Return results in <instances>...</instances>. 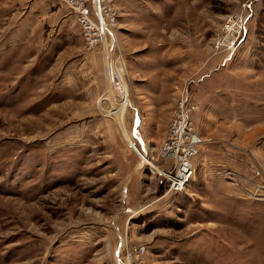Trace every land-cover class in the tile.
<instances>
[{
  "label": "rangeland",
  "instance_id": "rangeland-1",
  "mask_svg": "<svg viewBox=\"0 0 264 264\" xmlns=\"http://www.w3.org/2000/svg\"><path fill=\"white\" fill-rule=\"evenodd\" d=\"M107 6L113 34L88 51L66 0H0V264H123L141 243L146 264H264L261 84L224 90L244 136L225 134L217 80L202 87L219 69L264 78V0ZM232 14L246 22L223 65ZM183 91L202 142L187 188L169 191L147 159Z\"/></svg>",
  "mask_w": 264,
  "mask_h": 264
},
{
  "label": "built area",
  "instance_id": "built-area-1",
  "mask_svg": "<svg viewBox=\"0 0 264 264\" xmlns=\"http://www.w3.org/2000/svg\"><path fill=\"white\" fill-rule=\"evenodd\" d=\"M110 1L92 0L89 4L88 0H66L76 13L77 21L84 36V47L88 51L95 49L99 44L106 43L108 35L111 38L113 34L114 13L112 8L107 6ZM107 15H110V18H107ZM245 22V16L232 14L224 24V33L218 37L217 46L227 45L231 48L229 56L232 55L241 39L239 36L243 34ZM230 25L233 26L231 32L228 33L227 29ZM107 50L109 51V48H106L105 53ZM114 82L120 89L119 95L121 97L122 87L117 76H115ZM198 107V103L192 100L189 93L183 91L180 94L158 154L155 155L154 153L150 159H147L150 172H158L164 176L169 191L185 190L195 170L194 157L198 152L199 144L202 142V137L196 130L194 120ZM150 160L155 161L161 170H154L150 165ZM146 251L147 246L144 243L128 246L123 254V264H146Z\"/></svg>",
  "mask_w": 264,
  "mask_h": 264
},
{
  "label": "crops",
  "instance_id": "crops-1",
  "mask_svg": "<svg viewBox=\"0 0 264 264\" xmlns=\"http://www.w3.org/2000/svg\"><path fill=\"white\" fill-rule=\"evenodd\" d=\"M231 56H226V58L223 59V65H226L228 60L230 59ZM228 74H231L230 72H228L227 68L226 69H219L218 72L211 74L209 76H205L206 78L203 79V83H202V87L207 90L208 87H210V85L217 80L218 82V88L219 90H227L228 88H231L232 86L236 87L235 90V96L237 95V89L243 86V83H245L244 81L248 80L250 81V83H253V81H256L257 84H261V87L258 88H252V92H251V96L255 97L257 99V104H259L260 108L264 109V86L262 85V83H260V81L264 78H262V73L260 71H255L251 72L249 74L247 73H235L232 74L233 76H230L231 78H229ZM238 74V76H237ZM255 91V92H254ZM250 96V95H249ZM250 96V97H251ZM237 99H234V105L236 104L237 106V102L235 101ZM241 104L244 103V98H241ZM247 100V99H246ZM219 103V107H218V113L220 114V122L225 126L224 131L226 136H230V135H238V133H231V131H233L232 129L235 127L236 129L238 128V126H240V130H242L239 135L244 136L245 134H247L246 131H244L245 129L243 128V125H239L238 122H233L235 121V119L237 118L238 115V109H231V102L229 99V96L227 94V92H223L221 94V97L218 100ZM197 115V112L195 113ZM240 116L242 117V113H240ZM240 120L242 121V123H244V121H246V119L241 118ZM259 123L263 124L264 120H260ZM258 128H262L261 126H259ZM253 134V133H252ZM143 150H145L144 146L142 147Z\"/></svg>",
  "mask_w": 264,
  "mask_h": 264
},
{
  "label": "bare ground",
  "instance_id": "bare-ground-1",
  "mask_svg": "<svg viewBox=\"0 0 264 264\" xmlns=\"http://www.w3.org/2000/svg\"><path fill=\"white\" fill-rule=\"evenodd\" d=\"M103 17H105V16H103ZM104 19H106V17H105ZM104 25H105V24H104ZM232 26H233V25L228 26V29H227L228 33L231 32V30H232ZM104 55H105V69H106V68H109V67H108V65H109V63H108V62H109V61H108V60H109L108 50H107V52H106ZM119 124H120V126H121V125H124L123 123H119ZM124 127H125V125H124ZM121 129H122V132H123V129H124V128L121 127ZM125 130H126V128H125ZM123 136H125V133H123Z\"/></svg>",
  "mask_w": 264,
  "mask_h": 264
}]
</instances>
